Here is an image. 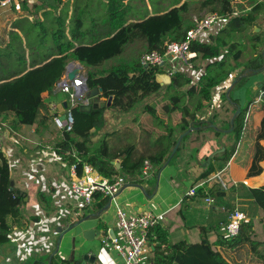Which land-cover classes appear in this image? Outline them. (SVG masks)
<instances>
[{
  "label": "crops",
  "instance_id": "obj_1",
  "mask_svg": "<svg viewBox=\"0 0 264 264\" xmlns=\"http://www.w3.org/2000/svg\"><path fill=\"white\" fill-rule=\"evenodd\" d=\"M175 1L155 0L151 3V0H123L126 24L128 26L153 16L163 15L173 8ZM184 3H186V0H181L180 5ZM255 5L246 6L248 11L246 13H249ZM233 8L235 7L233 6ZM263 18L264 14L258 21L257 26L254 27V32H256V28H259L260 32H264ZM110 19V0H7L0 5V55H2V66L7 68L8 74H16L23 71L24 75L54 59L65 57L68 63L60 80L66 76L68 77L69 71L79 68L82 72L81 75L87 78V69L89 68L69 58L70 53L74 49L69 52L68 56L57 55L55 33H57L56 31L60 28V25L63 24L68 41L77 48L81 44L87 45L94 43L97 39L112 36L113 31ZM80 21L82 22L81 26ZM73 34L78 36L79 39L73 40ZM82 34L84 35L83 38L80 37ZM215 42L219 43L218 40ZM245 43L248 46L247 49L250 50V41L246 40ZM146 52H148V49L142 52L136 60V64ZM126 66H117L113 70L122 71ZM162 69H166L167 72L169 68L165 66ZM247 71L249 70H245L242 63L241 67L236 69L231 77L215 90L214 95L216 96L212 100V107L204 111L202 115H197L194 120H191L190 117L187 118L189 121L187 127L185 124L181 125L185 129L183 133L190 129L191 132L183 138L178 151L168 164L172 151L183 134L178 131V124L181 123L182 118L181 114L174 113L172 120L176 128L177 140L170 154L165 157L163 164L166 167V172H168V177L166 176V179H162L159 174L163 166L158 169L154 165L157 174L150 179L142 180L139 178L141 180L138 181L127 179L129 180V186L126 189L123 188L124 190L120 191L121 194L107 208V211L113 208V213L111 215H102L100 218L96 217L97 214L107 205L96 212L93 208L85 217L77 215L76 199L71 194L68 180L69 168L55 148H50L43 145L42 142H37L34 147L39 146L40 149L36 155L32 154L31 149L33 146L30 143L39 140L38 132L42 129L39 124L33 127L22 126L20 130L12 131V134H9L4 126L6 124L0 123L2 151L10 163L16 189L23 193L24 196L23 213L16 219L12 216L7 218L8 226L10 227L9 242L3 245L0 244V264H59L58 258L70 260L71 252L67 256L61 252V248L58 254L54 255L58 248V240L61 238V233L58 231L59 228H68L72 224L87 219L82 224L80 232L92 229L100 230V236L95 237L100 239L107 234L108 230L109 233L114 231L116 234L115 211L117 205L123 206L128 213L133 214H138L147 209L154 210L157 213H166V219L161 227L169 232L170 240L173 243L181 241L189 244L199 243L201 241L202 228H211L209 240L213 248L222 252L232 264H258L250 261L252 256L249 257V261L245 259L242 262L233 250L221 245L218 237L220 235L224 236V225L222 223L223 215L225 214L224 207L217 206L215 203L208 207L204 202V197L200 196H188L186 198L195 183L197 184L196 186H200L207 182L208 188L213 187L217 182V177L215 178L214 174L221 170H226V167H229L228 176L232 179V184H228L230 189L226 190L228 197L232 196L230 191L233 186L236 188L242 187L241 184L251 188L264 186V162L261 163L263 168L261 175L249 176L250 168L257 152V137L264 118V107L262 110L257 108V105L262 103L260 98L263 94L256 95L258 85L264 84V72L248 74L247 77H243ZM201 72H203V69L187 71L191 77L195 78V82H197V77L200 76ZM5 82L8 81L0 82V84ZM232 94L234 95L233 97ZM163 95L164 91L159 94L149 95L140 101L149 100L151 102L149 104L156 106L157 113L164 117L163 112L160 113V111H164L163 107L170 103L161 100ZM45 98L46 102L40 110V115L42 123L44 122V124L49 126L50 119L48 118L54 114L52 106L57 105V111L63 115V107L68 100V95L63 94L57 87L54 88L52 93H46ZM101 99L104 102L107 100L103 95ZM236 104L240 105L244 116L243 136L230 161H216L214 156L224 153L234 142L231 137L234 130L232 132H229V130L237 110ZM147 106L149 105L144 106L145 110L142 114L148 112L146 110ZM109 108L111 109L112 107ZM106 109L108 108L106 107ZM132 110L125 112V114H131ZM134 117L138 118L139 116L137 114ZM121 121L122 118L119 120V124L113 123L114 131L103 132L99 143L105 138L108 142V137L118 132H131L133 136L139 139L137 142L138 148L133 145L135 146L133 156L136 158L145 156V160H150L149 157L160 154L168 146L166 143L162 146L157 143L161 132L159 126L149 123L144 126L142 120L141 122L137 120L134 123L130 122L124 125ZM29 131L33 132L38 140L32 135L35 139L29 137V134L26 137L25 133L27 134ZM98 132L95 129L92 130L91 136ZM19 137L29 142L19 141ZM145 138L151 139L154 142V146L144 145L143 139ZM244 143H247L248 151H238L239 147ZM90 144L92 143L90 142ZM23 146L27 148L20 149ZM109 148H111L110 145ZM115 148L116 150L111 151V153L122 150L118 149V147ZM139 148L142 151L146 150V153L137 155L136 151L139 153ZM89 150H95V147L91 145ZM240 154H242V158H240ZM242 160L246 161L244 174H247L249 178H244L243 181H240L236 179V176L239 172L238 165ZM119 161L117 160V162ZM210 165L212 173L208 179H202ZM234 196L236 199L230 200V204L235 210L243 211L248 221L253 222L256 237L261 225L264 224L263 210L250 200L241 199L237 194H234ZM97 203L96 201L95 204ZM33 213L36 216L32 215ZM226 218L228 219V217ZM100 224L103 225L104 229L100 228ZM220 226H223L222 230L217 233ZM55 231L59 232L58 236L54 235ZM67 236H64L62 242ZM72 236L71 234L68 241L71 250ZM100 239L87 242L80 236L77 246L80 248L81 244H84L86 251L79 249V253L88 252L90 255L95 256V264H125L124 260L116 252H108L103 249ZM255 239L258 242H264L259 237ZM80 257L81 254L77 256V258ZM152 257V253L147 255L145 263L151 261ZM75 262H77L76 259Z\"/></svg>",
  "mask_w": 264,
  "mask_h": 264
},
{
  "label": "trees",
  "instance_id": "obj_2",
  "mask_svg": "<svg viewBox=\"0 0 264 264\" xmlns=\"http://www.w3.org/2000/svg\"><path fill=\"white\" fill-rule=\"evenodd\" d=\"M237 0H205L202 7L211 12H219L224 16H230L234 12V4ZM242 2L249 0H240ZM181 0L173 3V8L163 15L153 16L142 22L127 26L124 18L125 9L123 0H110V14L112 23V36L100 38L87 45H75L68 41L64 25L55 33L57 55H69L75 61L89 69H100L107 62L118 58L125 52V47L137 37H142L147 43L148 51H163L165 43L169 41H183L189 26L185 18L189 10L186 3L180 5ZM180 5V6H178ZM264 14V0H260L249 13L232 17L226 27L215 37L211 44L196 43L192 50L197 53L196 69L202 70L200 76L191 77L186 72L176 73L172 76V84L161 86L156 82V75L165 73L161 67L141 69L137 64L127 65L122 71L104 70L103 72H88L87 85L89 89L101 88L103 97H114L112 108L128 112L132 110L141 99L152 94H159L164 91L162 101H169V105L163 107L164 117L157 113L156 106H147L146 110L153 116L154 122L161 128L160 137L157 143L161 146L165 143L168 146L158 155L149 157L153 164L160 169L165 157L170 154L177 140L176 128L173 125L172 115L181 114V123L178 124L179 133L185 131L181 127H187L189 121L194 120L197 115L212 107L213 92L225 81H227L236 69L241 67V60H245V70H258L263 67L264 32H254V27ZM264 19V18H263ZM82 22L80 21V26ZM81 38L84 37L80 36ZM79 39L73 34V40ZM218 40L219 43L215 41ZM251 43L250 50L245 41ZM248 50V51H247ZM247 51V52H246ZM2 55H0V82L8 81L0 85V123L6 124L10 129L6 132L20 130L22 126H40L42 118L40 110L44 102L40 94L45 91L52 93L54 84L59 81L67 66L65 57L54 59L41 68L35 69L23 75V71L16 74H8L7 68L2 66ZM247 58V59H246ZM23 75V76H22ZM14 81H9L11 79ZM106 108L93 109L90 112H83L80 108L74 110L75 125L70 133L62 132L61 141L54 148L61 155L66 163H70L73 150L79 153L82 165L93 166L105 178L113 181L124 177L130 181L141 180L145 156L136 158L133 156L135 146L131 145L116 153H111L106 138L95 149L90 151L91 131H100L104 125V113ZM243 113L236 119L235 128L231 137L234 142L224 153L214 156V160L228 162L236 152L237 145L243 136L244 130ZM264 140V118L260 133L257 137V152L250 168V177L259 176L263 173L261 163L264 161V148L260 144ZM22 149V148H20ZM117 160H120L117 162ZM115 163H120V168ZM212 173L211 165L202 179H208ZM13 176L10 163L4 152L0 150V244L9 242L10 227L7 218L12 216L18 218L23 211V193L12 186ZM207 183V182H206ZM203 184L196 188L197 196L214 198L215 204L225 208L224 227L227 225L234 208L230 200L236 199L234 194L253 202L264 212V186L231 188L232 196L228 197L226 190L217 180L215 185L208 188ZM191 188V189H192ZM188 198V194L186 196ZM230 198V199H229ZM94 211L102 210L109 199L100 194L95 195ZM228 217V219L226 218ZM100 228L104 229L100 224ZM223 226L218 229L219 233ZM223 227V228H224ZM211 228L203 227L201 230V241L196 244H189L185 241L173 243L167 230L158 226L154 233L158 237V243L152 248V264H232L222 252L213 248L209 240ZM223 247L233 250L242 262L249 261L250 256L259 257L264 264V249L259 252L262 245L255 239L254 225L252 221L244 222L241 226L240 235L233 239L219 236ZM264 245V244H263ZM59 264H75L70 260L58 258ZM251 261V260H250ZM47 264V263H43ZM53 264V263H52Z\"/></svg>",
  "mask_w": 264,
  "mask_h": 264
},
{
  "label": "built area",
  "instance_id": "obj_3",
  "mask_svg": "<svg viewBox=\"0 0 264 264\" xmlns=\"http://www.w3.org/2000/svg\"><path fill=\"white\" fill-rule=\"evenodd\" d=\"M238 16L234 10L232 15L224 16L219 12H210L205 16L197 17L193 20V26L187 31L183 41H168L165 43L163 51H148L144 53L137 64L138 68L150 69L156 67H165L169 69L166 72L171 77L180 72L195 71L197 53L192 50L196 43L211 44L215 37L223 30L232 17ZM84 75H78L73 80L67 76L60 80L57 87L63 94L68 95V100L64 104V113L61 115L57 111V105L52 106L54 111L53 122L56 128L62 132L70 133L74 129L75 119L74 110L81 106L88 105L90 97L86 89L87 78ZM219 88V87H218ZM217 90V89H216ZM213 92V99L216 95ZM103 94L99 95L100 98ZM102 100V99H101ZM260 101L264 104V94ZM6 129H10L4 125ZM3 145L0 138V150ZM70 163H66L69 168L68 180L72 196L76 199L77 215L85 217L93 209L95 195L100 194L114 202L116 195L125 186L124 177H119L113 181L103 177L97 169L89 164H83L79 153L73 150L69 153ZM37 161V159H36ZM156 167L150 160H145L142 170V180H148L153 177ZM224 190H228L227 183L217 176ZM196 188L188 192V196H197ZM206 206L214 205L215 200L210 196L204 197ZM32 215L36 216L35 213ZM166 219V213H157L154 210H144L138 214L128 213L126 209L117 205L115 211V221L117 232L113 237L109 230L107 234L101 237V245L108 252H116L125 264H152L151 261L145 263L146 256L152 253V248L158 243V237L153 232L155 228L161 226ZM246 214L236 209L227 225L223 229L224 237L233 239L240 235L241 226L247 222ZM55 236L59 232H54Z\"/></svg>",
  "mask_w": 264,
  "mask_h": 264
},
{
  "label": "rangeland",
  "instance_id": "obj_4",
  "mask_svg": "<svg viewBox=\"0 0 264 264\" xmlns=\"http://www.w3.org/2000/svg\"><path fill=\"white\" fill-rule=\"evenodd\" d=\"M154 1L155 0H151V3H153ZM204 1L205 0H186L187 4L189 6V10L186 13L185 18H186L187 24L189 26L193 23V20L195 18L205 16L207 13H210L211 12L209 9H205V8L202 7V3ZM259 1L260 0H249L248 2H246V1L242 2L240 0H237L236 3L234 4V7H235L234 9L238 13V15H243L244 13L248 12L247 9H246V6H250L252 4L255 5ZM250 2H252V4H250ZM256 32L258 33V31H256ZM169 41H170V38H169ZM143 48H144V50H143ZM143 51H147L146 41L142 37H137L132 43H129L125 47V52L123 53L122 56L116 58L115 60H112L110 62H107L100 69H87V73L88 72H94V71L103 72L104 70H109V69L112 70V69H114L117 66H125V65H128V64H131V65L136 64V62H137L136 60L142 54ZM241 62L244 63L245 60H242ZM39 68H41V67H39ZM36 69H38V68H36ZM163 70L166 72V69H163ZM15 79H17V78L12 79L11 81H14ZM59 82L57 81L54 84L53 90H54V88H57V85H58ZM5 83H8V82H5ZM46 93H49V91H45V92H42L40 94V97H41V99L43 100L44 103L46 102V98H45V94ZM233 96L234 95L232 94V97ZM166 102L168 103L169 101H166ZM149 103H151V102H149V100H147V99H145L144 101H140L137 104V106L132 110V113H134V111H135V113L134 114L131 113L129 115L125 114V112H123V111H120L116 107L111 108V109L110 108L106 109V111L104 113V125H103L102 129L98 133H95L92 136V138H91V143L92 144H90V146L92 145V147H95V149H96L99 146V144H100L99 143V139L102 137L103 132H106V131L112 132V131H114L115 128H114V126H112L113 123L114 122L118 123L121 118H122V121L121 122H122L123 125L124 124H129L130 122L134 123V121H137V120L139 122H141V120H142V123H143L144 126H147L148 123L149 124H155V125H157L154 122V120H153V116L149 112H147V113L145 112L146 114H142V112L144 113V110H145L144 109L145 108L144 106L145 105H153V104H149ZM263 107H264L263 103H259L257 105V108L260 109V110H262ZM162 112L163 111H160V113H162ZM137 114H138L139 117L138 118H135L134 116H136ZM53 116H54V114L50 115L49 118H48V119H50L49 126L47 124H44V125L42 124L40 126L42 129L38 132V135H39V138L38 139L39 140L35 137V135H34L33 132L29 131L27 134L25 133V136L29 134V137H31V138L35 137L36 140H38V141H35L34 143H30L31 146H33V148L31 149L33 155H36L37 151L40 149L39 146L38 147H34L35 146V143H37V142H42L43 145H46V146H48L50 148H54V146L57 143H60L62 132L59 131L55 127L54 122H53ZM107 123H108V125H106ZM98 134H99V136H98ZM35 138H33V139H35ZM18 139H19V141L29 142V141H25L24 139H22L20 137ZM138 141H139V139H137L136 136H133L131 134V132H128V133H120V132H118L117 134L110 135L108 137V142H109V145L111 147L110 149H111L112 152L116 150L115 147H118V149H125V148L129 147V145H136V147L138 148V145H137V142ZM143 141H144V145L148 144L151 147L154 146V142L151 139H146L145 138V139H143ZM12 143H14V142H12ZM261 145L264 148V140L261 141ZM21 148H27V147L23 146ZM247 149H248L247 148V143H244V144H242L239 147V150L238 151H241V152H244L245 151L246 152V151H248ZM138 150H140V148ZM143 153H146V150H143V151L140 150L139 153L136 151V154L137 155L138 154L141 155ZM240 158H242V154H240ZM245 164H246V161L245 160L244 161L242 160L241 163H239V165H238L239 166V169H238L239 172L237 173L236 179H239L240 181H243L244 178H249V176L247 174H244ZM228 168L229 167H226V170H221L220 172L214 174V177L216 178L220 174L221 175V178L227 183V185L228 184L231 185L232 184V179L228 176ZM166 176L168 177V172H166V169H164L163 172H162V174H161V177H162V179H166ZM240 177H243V178H240ZM263 182H264V179H263ZM228 188L230 189V186ZM113 211H114V209L112 208V209L104 212L103 215H106V214H108V215L110 214L111 215L113 213ZM67 235H65L67 237L62 242L61 252L63 254H65V255L68 256V255H70V252L72 250H71V247H69V242H68L69 241V237H71V234H67ZM257 237H259L260 240H264V224L261 225V227H260V229L258 231V235L255 238H257ZM182 239H185V238H182ZM174 240H175V238H174ZM261 244L262 245L259 246V252H262V250L264 249V245H263L264 242L261 243ZM78 255H79V247L77 246V256ZM251 262L258 263V264H263V262H261L259 260V257H256V256H252L251 257Z\"/></svg>",
  "mask_w": 264,
  "mask_h": 264
},
{
  "label": "water",
  "instance_id": "obj_5",
  "mask_svg": "<svg viewBox=\"0 0 264 264\" xmlns=\"http://www.w3.org/2000/svg\"><path fill=\"white\" fill-rule=\"evenodd\" d=\"M5 1H7V0H0V5H2V3L5 2ZM255 31L259 32L260 29L256 28ZM263 58H264V52H263ZM260 72H264V65H263V67L261 69L247 71L246 74L243 75V77H247L248 74H259ZM81 73L82 72H81L80 68L79 69H74L72 71H69L68 78L70 80H73L78 75H81ZM84 78H86V77H84ZM156 82L158 84H160L161 86H169V85L172 84V77L169 74H167V73H160V74L156 75ZM85 88L89 89L88 85H86ZM101 94H103V90L101 88L90 89L88 91V96L90 97V102H89L88 105L81 106L80 110L83 111V112H90L93 109H99V108L103 109V108H106V107L107 108L111 107L112 104H113L114 97H110L107 100H105V102H104L103 100H101V98L99 96ZM262 94H264V84H259L258 85V90L256 92V95L259 96V95H262ZM236 107H237V110H236L235 115L233 116V119L231 121V129L229 130V132H232L234 130L235 121L242 113L240 105L236 104ZM190 132H191V129L186 131L185 133H183L180 136L176 146L174 147V149L172 151L171 157L168 160V164L170 163V161L172 160V158L174 157V155L178 151L183 138L186 137ZM115 164L117 165L118 168H120V166H121L120 163H115ZM165 168L166 167L163 166V168L160 170L159 176H161V174H162V172H163V170ZM11 185L14 186V182H12ZM128 186H129V180H126L124 189H126ZM120 194H121V192L118 193L115 198H117ZM111 201L112 200H109V203L107 204V206L99 214H97L96 217L100 218L103 215V213L107 211V208L111 205ZM85 220H87V219H83L80 222L72 224L71 226H68V228H59L58 231L61 233V238L58 240V248H57V251L54 253V255L58 254V252H59V250L61 248L62 240H63L64 236L67 235V234H72L73 235L72 238H71L72 251H71L70 262H74L75 259H76L77 262H75V264H95L96 257L93 256V255H90L88 252L79 253V254H81V257L77 258V241L80 238V236H82L84 238V240L87 241V242H91V241H95L96 239H100V238H95L96 236H100V233H101L100 230L92 229V230H86V231H83V232L79 231L81 229L82 224L85 222ZM110 234L113 237H115V232L114 231H111ZM79 249L82 250V251H86V246L84 244H81Z\"/></svg>",
  "mask_w": 264,
  "mask_h": 264
}]
</instances>
